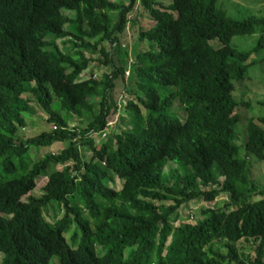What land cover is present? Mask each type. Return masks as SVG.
I'll list each match as a JSON object with an SVG mask.
<instances>
[{
  "label": "trees",
  "instance_id": "1",
  "mask_svg": "<svg viewBox=\"0 0 264 264\" xmlns=\"http://www.w3.org/2000/svg\"><path fill=\"white\" fill-rule=\"evenodd\" d=\"M162 1L0 0V264H264V185L248 174L252 156L264 161V117L247 120L239 145V110L249 106L232 95L264 50V17L229 19L218 0ZM137 9L153 21L138 54L153 85H138L121 129L95 145L84 135L105 129L124 79L110 48ZM255 33L253 49L230 46ZM93 53L110 73L77 80ZM34 102L56 129L17 140ZM62 114L82 126L70 131ZM65 141L57 154L29 158L32 147ZM168 162L176 167L165 172ZM39 177L41 195H27ZM221 193L228 203L211 206ZM199 199L209 204L201 219L175 225ZM50 210L63 215L49 222Z\"/></svg>",
  "mask_w": 264,
  "mask_h": 264
},
{
  "label": "rangeland",
  "instance_id": "2",
  "mask_svg": "<svg viewBox=\"0 0 264 264\" xmlns=\"http://www.w3.org/2000/svg\"><path fill=\"white\" fill-rule=\"evenodd\" d=\"M163 4L167 5L170 3V0H163ZM217 6L225 13V16L232 20H244L250 16L264 17V0H218ZM138 11V12H137ZM129 23L125 31L120 36V41L118 46H112L110 48V53L113 54L114 63L117 66H122L124 71L128 72V76L124 75V79H117L115 81V86L112 89L110 95L114 102L117 103V113L111 115L109 118V126L107 136L105 138L96 137V142L100 143L103 140L111 137L114 133H117L120 128L118 123L120 122L119 118L125 117L124 106L128 101H135V95H141L138 90V85L142 86H152L153 83L149 80H145L141 74L148 68L146 61L138 57L139 52H142L148 49V44L146 39L140 40V35L147 37L149 35L150 29L153 25L151 21L141 10H133L130 13ZM133 22V23H132ZM259 39V33H255L250 36H237L232 38L230 46L246 52L253 49ZM94 41V40H92ZM60 46V41H57ZM102 45L105 48H109V45L106 42H103ZM211 45L214 48L220 46L217 41H212ZM116 47L121 48L119 53L116 52ZM92 56L93 62L90 64L89 69L82 72L78 76L77 80H84L90 77L91 73L96 79H100L103 75L109 74L110 69L105 65L101 64L98 61L102 60L100 54L93 53ZM264 55V50L260 53L253 54L249 62L259 60L261 56ZM254 92L260 94L255 95ZM233 98L238 102H247L248 108L241 107L239 110L240 121L236 127V133L238 134V143L243 145L246 140V124L247 120L251 117H264V106L257 104L255 99H264V63H255L253 66H250L248 72L246 73L245 79L242 82L235 84V90L232 93ZM126 96V97H125ZM100 98L97 99L99 101ZM34 112L33 114L24 113L25 116V131L17 132L15 137L17 140H25L30 137H35L41 134L42 132H50L52 130V124L46 123V116L41 112L36 103H33ZM53 110L56 112L60 111L59 105L57 102L53 104ZM183 113V111H179ZM60 113V112H59ZM179 116V114L177 113ZM67 120H69V125L78 126L79 123L75 119L71 120L70 116L67 114H62ZM181 117V116H180ZM182 121V117L180 118ZM83 121L87 122L86 119ZM82 125L80 124L79 127ZM264 130V126L262 127ZM68 145V142L54 143L47 148H36L32 147L29 149L28 155L32 161H37L48 153H59L63 151ZM176 165L172 162H168L164 171L166 172L169 168H175ZM248 174L251 180L256 183L258 186L264 185V161L259 160L255 157H251L248 160ZM57 169L60 167H56ZM114 182L109 184V187L113 190L119 191L121 188L122 182L117 178H113ZM46 179L41 177L36 182L35 189L29 194L30 196L39 197L41 195V188L44 185ZM25 200V197H23ZM225 203H228V197L226 194L221 193L211 206L222 207ZM52 206H56V203L52 202ZM209 204L202 201V199L192 201L187 206L183 207L180 210L178 217V222L175 225H178L180 222L191 221L196 222L201 219L199 211L204 209ZM63 215V211L50 210L48 214H45L47 221L51 222L50 217L55 219H60ZM74 229V227H73ZM71 232L65 235L67 242L71 245L70 240ZM249 249H245V252H248ZM49 264H58L56 257H53L50 260Z\"/></svg>",
  "mask_w": 264,
  "mask_h": 264
},
{
  "label": "clouds",
  "instance_id": "3",
  "mask_svg": "<svg viewBox=\"0 0 264 264\" xmlns=\"http://www.w3.org/2000/svg\"><path fill=\"white\" fill-rule=\"evenodd\" d=\"M125 73L126 72H124V75H125ZM129 75V74H128ZM128 75H125V76H128ZM126 97V96H125ZM126 105V104H125ZM116 106H117V104H116ZM115 106V107H116ZM117 109V108H116ZM115 113H117V110H116V112ZM115 113H111L110 115H109V117H108V119H107V124H106V127H105V129L103 130V131H101V132H99V133H95V132H89V133H86V135H84V136H87V135H90V137L95 141V145H99L100 143H97L96 142V137H99V138H105L106 136H107V132H108V126H109V118H110V116L111 115H114ZM21 128H24V131H25V127H19L18 128V130H17V132H24V131H21L20 129ZM73 128H75V126L74 125H69V129H70V131H73ZM56 129V126H52V130H55ZM17 132H16V134L14 135V137H16L17 136ZM78 136H80V134L78 133ZM78 139H80V137H75L74 139H73V141H78ZM106 140V139H105ZM65 142H68V141H65ZM58 143H61V142H58ZM51 154H55V153H51ZM57 154V153H56ZM60 167V168H56V167ZM56 167H55V169L56 170H60L61 168H62V166L61 165H57ZM39 178H41V177H39ZM38 178V179H39ZM43 178H45L46 180H47V178L46 177H43ZM37 179V180H38ZM37 180H36V182H37ZM46 182V181H45ZM45 184V183H44ZM36 187V186H35ZM43 187V186H42ZM35 189V188H34ZM33 189V190H34ZM42 189V188H41ZM32 190V191H33ZM31 191V192H32ZM30 192V193H31ZM30 193H28L27 195H29ZM27 195L26 196H23V197H25V200H26V197H27ZM30 196V195H29ZM23 197H22V199H23ZM24 200V201H25ZM66 235V234H65ZM65 235H64V237H65ZM67 241V240H66Z\"/></svg>",
  "mask_w": 264,
  "mask_h": 264
},
{
  "label": "crops",
  "instance_id": "4",
  "mask_svg": "<svg viewBox=\"0 0 264 264\" xmlns=\"http://www.w3.org/2000/svg\"><path fill=\"white\" fill-rule=\"evenodd\" d=\"M263 35H264V34H263ZM260 61H262V62H260ZM256 62H258V63H264V55L261 56L259 60H256ZM88 69H89V68H88ZM88 69H87V70H88ZM124 72H127V71H124ZM121 81H122V80H121ZM122 82H123V81H122ZM254 94L257 95V94H260V93H258V92H254ZM255 101H256L257 104H260V103L264 102V99H255ZM261 106H263V105H261Z\"/></svg>",
  "mask_w": 264,
  "mask_h": 264
},
{
  "label": "built area",
  "instance_id": "5",
  "mask_svg": "<svg viewBox=\"0 0 264 264\" xmlns=\"http://www.w3.org/2000/svg\"><path fill=\"white\" fill-rule=\"evenodd\" d=\"M125 75H128V72H126ZM20 130H21V131H24V128H21Z\"/></svg>",
  "mask_w": 264,
  "mask_h": 264
}]
</instances>
